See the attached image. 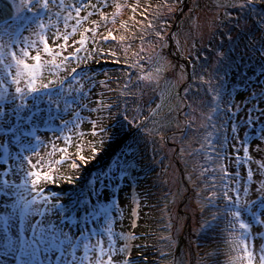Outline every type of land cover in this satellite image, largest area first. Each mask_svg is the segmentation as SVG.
<instances>
[{
  "label": "snow or ice",
  "instance_id": "6c2138e0",
  "mask_svg": "<svg viewBox=\"0 0 264 264\" xmlns=\"http://www.w3.org/2000/svg\"><path fill=\"white\" fill-rule=\"evenodd\" d=\"M122 6L126 0L124 5L121 0H7L0 6V264H157L168 255L155 243H145L149 238L172 241L175 225H164L169 235L143 227H151L145 212L154 196L151 188L141 190L140 160L133 145H125L90 176L86 192L62 198L63 185L76 183L77 173L111 147L116 123L112 114L119 105L108 94L118 92L125 103L132 95L113 88L107 72L106 79L96 81L86 70L104 55L117 56L105 53L104 47L110 46H98L96 37L117 39L111 29L107 34L98 30L108 19L107 10ZM157 6L175 10L163 0ZM215 6L235 10V15L225 13L235 19L234 28L253 33V39L257 33L264 37V0H216ZM138 7L139 0L131 10ZM156 35L164 39L159 31ZM259 54L264 57V40ZM217 55L223 66L224 54ZM128 67L143 70L136 64ZM126 75L130 80L133 73ZM228 75H217L215 83L198 78L199 85H209L203 89L208 97L204 103L209 111L202 117L206 122L193 128V117L185 125L194 132L214 130L194 150L211 149L196 175L211 189L200 211L209 205L215 211L200 228L226 220L228 243L236 253L229 264H264V63L231 80ZM138 79L151 82L152 77ZM123 87L130 89L128 83ZM159 108L150 109L153 116ZM177 110L179 105L169 112ZM122 118L130 128L141 129L136 118ZM42 129L52 136L42 138ZM254 225L259 226L255 231Z\"/></svg>",
  "mask_w": 264,
  "mask_h": 264
},
{
  "label": "rangeland",
  "instance_id": "374dc122",
  "mask_svg": "<svg viewBox=\"0 0 264 264\" xmlns=\"http://www.w3.org/2000/svg\"><path fill=\"white\" fill-rule=\"evenodd\" d=\"M131 1L134 3H126L125 8L112 7V11V8H109L108 19L102 22L98 30L107 34L111 29L117 39L105 42L99 35L96 37L98 46H110L104 47L105 53L114 51L117 56L104 55L100 58L99 64H93L92 68L86 70L90 75L95 76L96 81L106 79L103 73L107 72L113 78L109 81L113 88L130 91L132 95L125 103V97L118 92L108 94L119 105L112 114L116 123L112 124L114 135L111 147L82 173H77L80 178L76 183L63 185L62 198L66 200L74 197L81 190L86 192L90 176H94L99 169L108 165L115 155L125 149V145L131 144L140 160L137 180L142 182L141 190L151 188L154 196L150 201L152 207L145 212V217L151 219V227L149 228L148 224H144L143 227L149 232L154 229L160 235H169L164 225L169 222L175 225L171 229L172 241L165 242L152 238L145 241L148 244L155 243L157 247L163 248L168 253L166 258L159 257L157 263L162 261L166 264H229V257L235 256L236 253L228 243L231 238L227 235L230 230L226 228V220L219 226L214 221L210 228H200L201 224L211 219L207 208L204 212L200 211V208L207 203L205 197L210 194L211 189H205L203 180L196 174L201 165L207 164L204 157L211 149L196 153L193 145L198 142L197 148H200L207 132L203 130L194 132L185 125L192 123L193 117H195L193 128H200V124L206 122L202 117L207 114L204 101L208 97L203 89L209 85H199L198 78L204 76L205 79H213L215 83L217 75L229 71L231 75H228V79L231 80L234 76L230 68L233 60L234 67L239 68L242 74L247 73L251 66L264 63V57L259 54L264 37L257 33L253 39V33H244L239 28L231 26L229 20L225 19V13L234 15L235 10L217 8L216 0H184L183 3L172 0L164 4L175 6L174 3H177L175 10L161 8L159 28L164 39L161 40L155 34L151 35L150 43L141 41L129 54L127 40L119 39L120 28L128 31L135 28L139 23L137 19L141 14H145V6L154 0H139L140 7L136 12L131 9L136 6L137 0ZM125 10L127 14L124 15ZM113 13L116 15L113 16ZM243 23L244 21L241 20V24ZM84 26L90 25L86 23ZM220 27L222 31H215ZM142 29L146 31L147 27L143 26ZM23 35L30 33L25 32ZM75 38L79 39V35L77 34ZM114 42L115 45H110ZM229 48L235 52L232 57L227 56L226 50ZM238 49L240 51H237ZM218 53H223L225 56L223 66L218 65ZM125 55L133 56L134 59L126 61L123 58ZM113 59H119L120 63L112 64ZM130 64L142 66L143 70L130 68L128 67ZM157 68L162 70L157 73ZM181 71L184 72V78H181ZM127 73H133L130 80ZM149 74L152 77L151 82L138 79ZM124 83H128L130 89H124ZM157 104L160 108L156 109L157 115L153 116L150 109L155 108ZM176 105L180 106V110L174 111L177 112L176 114L170 113L169 109ZM185 105L188 107L186 114ZM123 115H127L129 119L136 118L135 123L141 124V129L138 131L135 127L130 128L123 120ZM145 117H147L146 121ZM170 129L174 132L169 133ZM148 132L152 134L147 135ZM38 134L42 138L45 135L52 136L51 132L44 129ZM177 149L180 151H176ZM207 179L210 182L212 177L209 175ZM192 181H196L199 187H196ZM50 190L61 191L57 188ZM145 203L147 205L148 201ZM244 218L247 219L246 216ZM257 227L259 226L254 225L253 230L255 231ZM167 243L173 246L166 247Z\"/></svg>",
  "mask_w": 264,
  "mask_h": 264
},
{
  "label": "trees",
  "instance_id": "16d2710c",
  "mask_svg": "<svg viewBox=\"0 0 264 264\" xmlns=\"http://www.w3.org/2000/svg\"><path fill=\"white\" fill-rule=\"evenodd\" d=\"M166 1H169L171 2L172 0H163V3H165ZM173 1H177V0H173ZM121 3H125V0H121ZM126 3H134L133 1L131 0H126ZM160 3V0H154L152 2H150L151 4V7L147 9V11H145V14H141L140 18L137 19L139 20V23H137L136 27L133 28V29H130L131 31H128V30H121L122 28H120V36H123L127 41V45L128 48L127 50L129 51V54L131 52L134 51V46H137L138 43H140L141 41L142 42H145V43H150L152 40L151 38V35H156V32L159 31L161 32L162 30L159 28L160 24H161V8L162 7H158L157 5ZM175 6H177V3H174ZM128 6V5H127ZM125 8V6H122ZM113 10V8L111 9V11ZM228 13V12H227ZM123 14H127V11H123ZM235 15V14H234ZM227 18V16L225 15V19ZM228 19V18H227ZM229 20V19H228ZM229 23L231 26H233L235 24V19L233 20H229ZM143 26L147 27V30H143ZM232 30V28H230ZM215 30V29H214ZM215 31H222V28L220 27L218 30H215ZM128 40H129V44H128ZM110 45H115V42L114 44H110ZM227 51V56L228 57H232L233 53H235L233 51L232 48H229ZM237 51H240V49H238ZM123 58L126 59V61H131L132 59H134L133 56H129V55H125ZM234 60H233V63L232 66L230 67L232 70H234V72L231 70L232 72V75H236L237 73L239 74H242L241 70L239 68H236L234 67ZM227 73H229V75H231V73L229 71H226ZM185 114H186V111L188 109L187 105H185ZM204 107L205 104H204ZM205 110L208 112V108H205ZM173 113H177V112H173ZM184 114V115H185ZM181 116H183V114H181ZM181 118V117H180ZM184 118V116H183ZM203 130L204 132H207V131H214L213 129L211 128H208L207 130H204V129H201ZM188 131V129L186 130ZM173 133L174 130L172 131V129L169 130V133ZM176 134H179V132H175ZM204 141V139H202ZM198 146V142L197 144L193 145V149H196ZM206 151V150H205ZM205 151H201V152H205ZM207 209L209 210V213H210V216L212 215V212L215 211L214 208H212V206H208ZM195 262H196V259H195ZM194 262V263H195ZM157 264H166L165 262H158Z\"/></svg>",
  "mask_w": 264,
  "mask_h": 264
},
{
  "label": "water",
  "instance_id": "95a60500",
  "mask_svg": "<svg viewBox=\"0 0 264 264\" xmlns=\"http://www.w3.org/2000/svg\"><path fill=\"white\" fill-rule=\"evenodd\" d=\"M7 3V0H0V6L4 5Z\"/></svg>",
  "mask_w": 264,
  "mask_h": 264
}]
</instances>
